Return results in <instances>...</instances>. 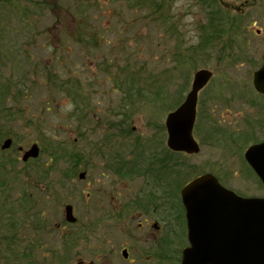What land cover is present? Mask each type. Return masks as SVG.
Returning <instances> with one entry per match:
<instances>
[{
	"label": "rangeland",
	"instance_id": "rangeland-1",
	"mask_svg": "<svg viewBox=\"0 0 264 264\" xmlns=\"http://www.w3.org/2000/svg\"><path fill=\"white\" fill-rule=\"evenodd\" d=\"M137 1L146 6L135 7ZM155 2L161 6L150 8ZM220 3L0 0V96L7 107L0 118V264H130L122 247H130L134 264H181L189 245L180 194L186 183L213 173L242 196H264L244 157L264 140V98L253 86L264 61V0H223L228 12ZM225 19L239 22L235 50L225 49L230 36L220 34ZM205 27L215 33L210 43ZM247 41L249 58L236 49ZM202 68L214 77L199 95L194 136L201 152L183 158L167 148L165 120ZM10 135L13 146L2 150ZM34 143L41 155L24 163L19 148ZM152 155L166 175L151 190L164 195L169 188L179 203L157 218L161 243L139 244L127 235L135 224L111 214L97 221L110 209L112 188L119 201L122 192H139L142 179H150L127 180L111 165ZM51 167L52 174L40 173ZM67 204L76 224L65 222ZM101 237L113 243L103 245Z\"/></svg>",
	"mask_w": 264,
	"mask_h": 264
},
{
	"label": "water",
	"instance_id": "water-1",
	"mask_svg": "<svg viewBox=\"0 0 264 264\" xmlns=\"http://www.w3.org/2000/svg\"><path fill=\"white\" fill-rule=\"evenodd\" d=\"M209 70L196 72L192 89L185 102L166 120L168 146L188 154L200 147L193 137L198 93L212 78ZM254 84L264 94V65L255 73ZM12 139L2 145L9 149ZM40 147L33 144L24 151L22 160L37 159ZM246 160L264 185V143L254 145ZM86 173H81L84 179ZM186 210L189 246L184 249L182 264H264V198H243L224 188L212 174L191 181L182 190ZM66 219L75 223L73 207H65ZM126 257V251L123 252Z\"/></svg>",
	"mask_w": 264,
	"mask_h": 264
},
{
	"label": "flooded vegetation",
	"instance_id": "flooded-vegetation-1",
	"mask_svg": "<svg viewBox=\"0 0 264 264\" xmlns=\"http://www.w3.org/2000/svg\"><path fill=\"white\" fill-rule=\"evenodd\" d=\"M145 155L147 153L145 152ZM150 159V160H148ZM114 161V159H113ZM143 162L145 167H142L143 165L140 164V167L138 170L139 172L129 171V173L126 175L127 180H132L133 178L142 179V177H148L149 180L145 181V179H142L143 181L141 184H144V188L140 189L139 192L137 191H131L129 192H122V199L118 201L117 195L118 191L114 188L110 190V201H109V211L107 214H103L99 220L97 221L98 224L100 221L103 223L106 222L105 218H108V215L112 217L113 220L119 222H130L132 224L136 225V228L134 231L129 232L127 235L130 239L133 241L139 243V244H147L148 242L153 244H160L162 241V228L163 226L161 223L157 221V218L162 215L165 210H172L175 208V205H178L179 199L178 195L170 196L168 193L169 188H166V193L164 195L154 192V189L151 190L152 184L156 186L155 182L157 183V188L160 187V180L161 178L166 174H161L162 168H160V162L158 160V156L153 158V155L149 158L145 157V159L141 160H134V161H125V162H114L113 165H111V168L114 169L117 173V168L119 165H123L125 163H131V162ZM155 161L154 163H157V168L160 170L157 172V169L153 166H150L149 163ZM168 163V160H167ZM147 166V167H146ZM149 166V167H148ZM169 170V168L167 167ZM148 170V171H147ZM172 171L173 174L175 173V162L172 163ZM169 173V171H168ZM119 176V175H118ZM162 176V177H161ZM170 177V175H168ZM167 177V178H168ZM120 178V177H118ZM147 182L149 184H147ZM134 194V195H132ZM155 197V198H154ZM97 207L100 210L99 203H97ZM150 207V208H149ZM102 211V210H101ZM104 212V210H103ZM101 240L103 245L112 244L113 241L110 237H101L99 238V241ZM127 250L128 252V258L125 259L130 264H134L136 261L134 258H131V249L130 247H122L121 251ZM97 260H102V257H99ZM97 264H100L98 262Z\"/></svg>",
	"mask_w": 264,
	"mask_h": 264
},
{
	"label": "trees",
	"instance_id": "trees-1",
	"mask_svg": "<svg viewBox=\"0 0 264 264\" xmlns=\"http://www.w3.org/2000/svg\"><path fill=\"white\" fill-rule=\"evenodd\" d=\"M132 1V0H131ZM212 5V7H214L215 6V4H211ZM146 5H145V3H141V2H139V1H137L136 2V6L135 7H139V8H144ZM161 5H159V2H155L153 5H151V7L150 8H159ZM50 10H52L53 8L51 7V8H49ZM78 10H79V8H78ZM83 13V12H82ZM81 13V14H82ZM88 19V18H87ZM212 21H213V23H214V19H212ZM86 23H88V22H86ZM213 25V24H212ZM86 26V25H85ZM84 25H81V27L80 28H78V30H77V32L79 31V30H81V31H83L84 30V27H85ZM207 33H206V35H207V39L209 40V42H211L212 41V39H213V36L215 35V33L214 32H212V30H208L207 29ZM218 33H219V31H218ZM243 54H244V52H243ZM0 92H2V90L0 89ZM73 97H76V94H74L73 95ZM4 100H5V97L4 96H0V118H3L4 117V115H3V111L4 110H7V107H5V104H4ZM12 121L11 122H13V123H15V125L17 126L19 123H20V118H19V114H15V115H13L12 116ZM0 123H1V121H0ZM15 126V127H16ZM4 127V126H3ZM0 128H1V125H0ZM10 128H14V127H10ZM13 135H10V137H12ZM56 149H59L60 148V146L59 145H55L54 146ZM57 151V150H56ZM60 157V156H59ZM2 160V159H1ZM148 160H150V159H148ZM3 161V160H2ZM12 162L13 161H11V162H9V164H12ZM155 161H152V162H150L149 163V165L150 166H153V167H155L156 169H157V172H159L160 170L156 167L157 166V163H154ZM5 163V162H4ZM4 163H0V170L1 171H3L4 170V168H5V164ZM57 163V162H56ZM122 166V165H121ZM12 167H14V165L12 166ZM142 167H145V166H142ZM142 167H140V164H139V161L138 162H131V163H125V164H123V167H122V169H118V171H119V174H123V171L125 170V171H134V172H139L140 170H138L139 168H142ZM52 168L53 167H51V170H49L48 172H46V171H43V172H40L41 174L42 173H45L47 176L51 173L52 174ZM118 168V167H117ZM148 171V170H147ZM67 174V177H69L70 176V173H71V171L70 172H66ZM38 178H41V179H43V177L41 176V175H39L38 176ZM52 182L55 184L56 183V181L55 180H52ZM51 188H53L54 186H53V184H51ZM50 188V189H51ZM26 211V210H25Z\"/></svg>",
	"mask_w": 264,
	"mask_h": 264
}]
</instances>
